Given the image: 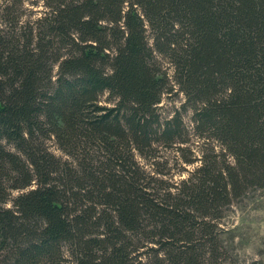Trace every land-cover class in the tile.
Segmentation results:
<instances>
[{
	"label": "trees",
	"instance_id": "16d2710c",
	"mask_svg": "<svg viewBox=\"0 0 264 264\" xmlns=\"http://www.w3.org/2000/svg\"><path fill=\"white\" fill-rule=\"evenodd\" d=\"M258 190L264 0H0V264H237Z\"/></svg>",
	"mask_w": 264,
	"mask_h": 264
},
{
	"label": "rangeland",
	"instance_id": "374dc122",
	"mask_svg": "<svg viewBox=\"0 0 264 264\" xmlns=\"http://www.w3.org/2000/svg\"><path fill=\"white\" fill-rule=\"evenodd\" d=\"M222 224L223 240L237 264H264V190L234 203Z\"/></svg>",
	"mask_w": 264,
	"mask_h": 264
}]
</instances>
